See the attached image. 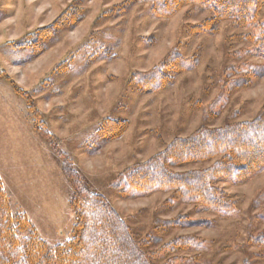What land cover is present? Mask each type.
<instances>
[{
    "label": "rangeland",
    "instance_id": "rangeland-1",
    "mask_svg": "<svg viewBox=\"0 0 264 264\" xmlns=\"http://www.w3.org/2000/svg\"><path fill=\"white\" fill-rule=\"evenodd\" d=\"M124 1L0 0V183L13 210L23 212L49 246L69 239L75 214L57 151L104 196L155 264H264V246L257 242L264 234V169L244 182L219 183L234 201L230 214L200 210L173 191L123 196L114 186L118 174L173 138L260 113L264 75L234 71L243 64H263L245 53L250 45L243 36L253 26L238 28L224 20L211 33L194 34L190 28L211 16L203 4L158 18L148 3L121 9ZM67 7L78 9L81 20L31 56L27 43L34 33ZM112 8L114 16L103 14ZM262 20L264 7L258 16ZM173 49L185 58L195 56L196 65L153 93H139L126 84L132 73L151 69ZM219 94L227 101L215 112L210 105ZM116 119L126 120V129L104 141L99 127ZM34 123L51 134L56 151ZM179 214L207 219L210 225L164 224ZM178 236L195 237L202 244L160 250Z\"/></svg>",
    "mask_w": 264,
    "mask_h": 264
},
{
    "label": "trees",
    "instance_id": "trees-1",
    "mask_svg": "<svg viewBox=\"0 0 264 264\" xmlns=\"http://www.w3.org/2000/svg\"><path fill=\"white\" fill-rule=\"evenodd\" d=\"M136 2L148 3L153 16L158 18H169L189 4H203L211 16L190 28L194 34L211 33L224 20H230L238 28L253 26V30L243 36L250 45L245 53L260 59L263 64H243L235 67L234 71L264 75V20L258 21L264 0H125L120 8L125 9ZM71 8L67 7L51 25L34 33V39L27 43L31 56L46 50L56 42L60 33L81 20L80 11ZM114 9L103 14L114 16ZM196 63L195 56L185 58L173 49L151 69L132 73L126 84L139 93H153L167 86L174 75L191 70ZM10 82L14 85L13 81ZM25 99L33 117H36L38 114L33 103L28 97ZM226 101L227 96L219 94L210 106L216 112ZM126 127L127 121L123 119L104 121L98 135L109 141L119 137ZM35 128L56 151L49 140L51 134L41 126ZM56 153L71 190L69 204L75 214L69 239L63 244L49 246L38 236L27 216L13 210L0 183V264H155L153 256L143 248L129 225L104 196L84 182L66 154ZM190 164L206 165L186 168ZM263 169L264 106L254 118L217 127L201 126L187 136L173 138L147 160L118 174L114 186L123 196L173 191L200 210L230 214L234 201L219 183L244 182ZM164 224L180 228L208 227L210 221L179 214ZM257 242L264 246V234L258 236ZM201 244L198 238L178 236L163 244L160 250L197 248Z\"/></svg>",
    "mask_w": 264,
    "mask_h": 264
}]
</instances>
